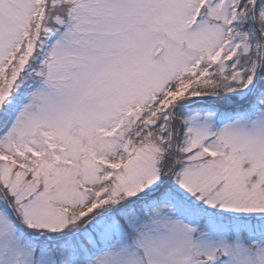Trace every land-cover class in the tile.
Returning <instances> with one entry per match:
<instances>
[{
  "label": "snow or ice",
  "instance_id": "1",
  "mask_svg": "<svg viewBox=\"0 0 264 264\" xmlns=\"http://www.w3.org/2000/svg\"><path fill=\"white\" fill-rule=\"evenodd\" d=\"M0 264H264V0H0Z\"/></svg>",
  "mask_w": 264,
  "mask_h": 264
}]
</instances>
